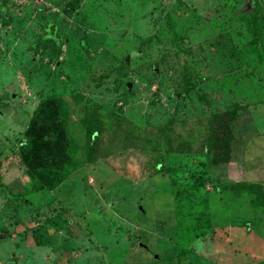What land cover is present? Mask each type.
<instances>
[{
	"label": "rangeland",
	"instance_id": "obj_1",
	"mask_svg": "<svg viewBox=\"0 0 264 264\" xmlns=\"http://www.w3.org/2000/svg\"><path fill=\"white\" fill-rule=\"evenodd\" d=\"M254 11L264 0H0V264H264L246 186L264 193ZM235 105L234 157L212 163L209 120ZM85 108L104 126L93 161L34 188L28 129L80 140Z\"/></svg>",
	"mask_w": 264,
	"mask_h": 264
},
{
	"label": "trees",
	"instance_id": "obj_2",
	"mask_svg": "<svg viewBox=\"0 0 264 264\" xmlns=\"http://www.w3.org/2000/svg\"><path fill=\"white\" fill-rule=\"evenodd\" d=\"M73 2L69 3L70 6L74 5ZM242 16L247 30L251 34L252 42L261 43L264 31V14L254 11L243 13ZM55 29V27H52L51 31L46 32L43 38L57 41L58 37ZM202 94L198 92L200 98H203ZM61 104L59 103V106L64 109L54 114H59L65 122L67 103L61 102ZM237 106L239 105L222 112L213 113L209 120L210 125L204 147L206 148V153L210 154L212 163L229 162L234 157L235 130L233 122L240 115V108ZM80 111H82V107H80ZM78 122L80 124L78 131L82 139L77 140L70 136L67 142H64V137L68 131L61 129L59 125L54 124L49 130H46V128L36 130L34 127L28 129L26 137L22 141L21 150L29 171L37 182V184L36 182L33 183L32 186L34 188L54 189L75 170V167L85 161H93L94 150L98 146L99 138L104 128L103 121L95 110L91 111L85 108V112ZM81 151L84 153L82 160L77 157ZM246 186H249L255 194L254 202L260 203L261 200H264V193L261 187L257 185ZM0 187H3L1 182ZM186 188L187 186L181 188L182 192L177 195L180 203H183L185 198V201L190 200V196H188L190 194L186 192ZM205 222L207 221L205 220Z\"/></svg>",
	"mask_w": 264,
	"mask_h": 264
}]
</instances>
